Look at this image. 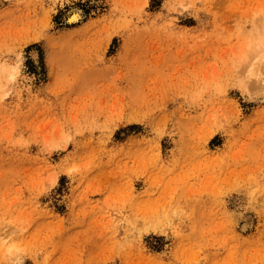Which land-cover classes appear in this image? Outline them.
Returning a JSON list of instances; mask_svg holds the SVG:
<instances>
[{"label": "rangeland", "instance_id": "obj_1", "mask_svg": "<svg viewBox=\"0 0 264 264\" xmlns=\"http://www.w3.org/2000/svg\"><path fill=\"white\" fill-rule=\"evenodd\" d=\"M18 257L264 264V0H0Z\"/></svg>", "mask_w": 264, "mask_h": 264}, {"label": "bare ground", "instance_id": "obj_2", "mask_svg": "<svg viewBox=\"0 0 264 264\" xmlns=\"http://www.w3.org/2000/svg\"><path fill=\"white\" fill-rule=\"evenodd\" d=\"M72 11H70L71 13H70V16H69V22L70 21H75V20H77V19H72V16L75 14V15H77L78 17L80 16V11L78 10V9H71ZM260 75H261V73L259 72L258 73V77H260ZM7 251H10V248H7Z\"/></svg>", "mask_w": 264, "mask_h": 264}, {"label": "snow or ice", "instance_id": "obj_3", "mask_svg": "<svg viewBox=\"0 0 264 264\" xmlns=\"http://www.w3.org/2000/svg\"><path fill=\"white\" fill-rule=\"evenodd\" d=\"M77 18H78V16L75 15V14L72 16V19H77ZM18 67H19V65H18ZM10 251H11V249H10ZM14 264H25L24 258H22V257H18V258L14 261Z\"/></svg>", "mask_w": 264, "mask_h": 264}]
</instances>
